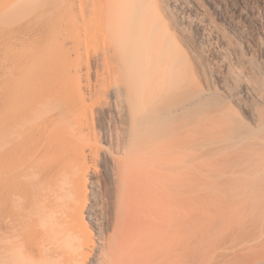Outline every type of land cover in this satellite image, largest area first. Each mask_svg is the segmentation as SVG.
<instances>
[{
	"label": "bare ground",
	"instance_id": "6f19581e",
	"mask_svg": "<svg viewBox=\"0 0 264 264\" xmlns=\"http://www.w3.org/2000/svg\"><path fill=\"white\" fill-rule=\"evenodd\" d=\"M166 1L173 11L181 12L173 27L176 35L200 57L202 24L187 18L196 16L199 4ZM207 2L232 25L222 6L231 7L254 35L262 66L255 67L241 53L235 26L226 43L234 44V58L244 77L236 87L233 76L218 74L217 82L225 99L257 132L223 145L237 136V112L224 107L190 137L212 131L219 143L213 165L221 178L232 168L243 167L257 173L244 181L261 183L264 0ZM158 3L0 0V264H184L182 139L160 143L157 152L129 151L134 132L127 128V105L142 90L83 85L81 76L73 75L82 73L90 60V43H98L107 64L125 61L123 49L112 42L125 34L136 12L144 34L154 41L152 54L162 60L159 76L151 81L183 85L179 77H170L180 63L161 40L169 27ZM186 23L194 27L195 37L185 32ZM54 27L60 31L53 32ZM220 66L228 69L226 60ZM199 67L205 71L203 61ZM199 72L195 77L202 82ZM152 82L144 88L149 102ZM150 108L151 126L169 119L168 109L156 104ZM171 164L177 165L174 173ZM235 180L229 174L219 186ZM172 181L178 186L176 192L170 188ZM258 264H264V243Z\"/></svg>",
	"mask_w": 264,
	"mask_h": 264
},
{
	"label": "rangeland",
	"instance_id": "374dc122",
	"mask_svg": "<svg viewBox=\"0 0 264 264\" xmlns=\"http://www.w3.org/2000/svg\"><path fill=\"white\" fill-rule=\"evenodd\" d=\"M190 1L200 6L196 16H187L190 21H200L202 24L201 38L197 45L200 57H196L192 47L175 33V20L181 12L173 11L166 0H159L158 3L169 27L168 34L161 40L176 64L180 63L170 77H179L184 81L183 85H175L173 81L170 83L164 79L163 82H152L159 76L162 60L152 54L154 41L144 34L139 13L135 11L134 17L127 22L125 34L112 42L117 48L123 49L125 61L118 59L111 65L107 64L98 43H90V60L82 73L76 75L73 72V75L81 76L83 85H118L127 90H142V95L139 93L133 96V105H127L130 117L127 128L129 132H134L129 151L157 152L160 143L169 139H182L185 176L182 187L184 264H258L264 243V182L244 181L248 175L257 174L256 171L235 167L228 173L236 180L231 185L219 186L220 181L229 174L221 178L213 165L219 149L217 139L212 131H208L204 137H190V134L195 133L201 123L224 107H231L237 112V136L231 141H224L223 145L256 134L257 128L234 103L225 99L217 77L218 74L235 77L233 87L238 86L244 77L243 70L234 58V44L226 43L229 35H234L235 26L239 31H236L238 36L234 37L241 53L255 67L262 66V59L251 29L231 7L222 6L233 26L229 20L215 12L207 0ZM183 28L191 37H195L194 27L186 23ZM52 29L53 32L60 31L58 27ZM261 40L264 41V38L261 37ZM222 59L228 64L227 70L220 66ZM200 61L204 62L203 72L199 67ZM198 71L201 72L202 82L195 77ZM151 82L154 83V89L149 102L145 99L144 88ZM201 96L202 102L193 103ZM155 104L159 108L168 109L170 116L167 121L151 126L150 107ZM181 105L186 107L176 111ZM130 119L135 120L131 122ZM170 168L173 173L177 171L176 164H171ZM170 188L176 192L178 186L172 181Z\"/></svg>",
	"mask_w": 264,
	"mask_h": 264
}]
</instances>
